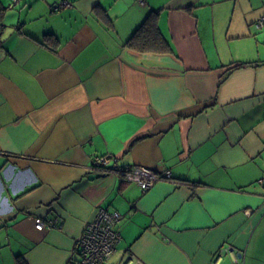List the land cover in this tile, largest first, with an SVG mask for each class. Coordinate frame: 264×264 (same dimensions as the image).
I'll return each mask as SVG.
<instances>
[{"label":"crops","instance_id":"obj_1","mask_svg":"<svg viewBox=\"0 0 264 264\" xmlns=\"http://www.w3.org/2000/svg\"><path fill=\"white\" fill-rule=\"evenodd\" d=\"M0 7V264H68L101 206L106 264H264V0ZM151 10L171 50L125 44ZM103 153L173 177L143 191Z\"/></svg>","mask_w":264,"mask_h":264},{"label":"built area","instance_id":"obj_2","mask_svg":"<svg viewBox=\"0 0 264 264\" xmlns=\"http://www.w3.org/2000/svg\"><path fill=\"white\" fill-rule=\"evenodd\" d=\"M13 1L18 2L19 0ZM65 2L64 4H69V2ZM256 25L259 28L264 26V16L256 22ZM1 29L2 22L0 21V32ZM92 169L104 174H119L125 180L137 183L143 191L153 187L159 180L172 179L173 177L170 169L158 171L146 165H120L117 157L112 153L96 155L92 160ZM261 181L264 183V177ZM121 218L122 214L117 209L99 207L95 216L86 223L77 241L78 257L69 261L68 264H106L121 239L118 229ZM35 223L38 229L56 227L57 225L53 220L39 216L36 217Z\"/></svg>","mask_w":264,"mask_h":264},{"label":"trees","instance_id":"obj_3","mask_svg":"<svg viewBox=\"0 0 264 264\" xmlns=\"http://www.w3.org/2000/svg\"><path fill=\"white\" fill-rule=\"evenodd\" d=\"M1 11V7H0ZM158 13L156 10L148 12L145 19L137 26L134 32L126 39L125 44L140 50H155V51H167L171 50L170 43L163 36L160 31L158 22ZM1 21V17H0ZM253 62H244V64H252ZM119 175V174H118Z\"/></svg>","mask_w":264,"mask_h":264}]
</instances>
